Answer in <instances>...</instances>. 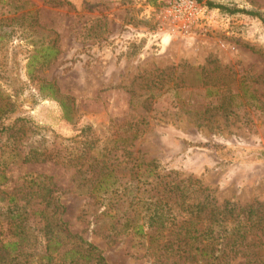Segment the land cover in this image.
Here are the masks:
<instances>
[{
	"label": "rangeland",
	"instance_id": "374dc122",
	"mask_svg": "<svg viewBox=\"0 0 264 264\" xmlns=\"http://www.w3.org/2000/svg\"><path fill=\"white\" fill-rule=\"evenodd\" d=\"M192 1L212 20L173 19V0H0V19L7 20L1 23L0 109L10 111L4 124L25 119L32 140L55 142L85 127L100 142L136 131L129 145L117 144L130 154L125 160L153 163L176 181L196 180L217 205L261 203L264 0ZM52 38L57 56L31 82L26 57ZM48 82L73 101L71 123L37 91ZM4 175L0 191L21 198L33 190L26 175L48 178L67 230L106 264H164L130 236L96 227L99 216L86 206L89 184L77 180L73 167L8 164ZM256 236L264 251V228ZM244 260L236 256L229 264ZM256 262L264 264V253L263 263Z\"/></svg>",
	"mask_w": 264,
	"mask_h": 264
},
{
	"label": "trees",
	"instance_id": "16d2710c",
	"mask_svg": "<svg viewBox=\"0 0 264 264\" xmlns=\"http://www.w3.org/2000/svg\"><path fill=\"white\" fill-rule=\"evenodd\" d=\"M32 14L34 23L36 12ZM1 18L0 40L5 35L1 23L7 21ZM54 43L52 38L26 57L25 73L31 82L36 71L56 58ZM201 86L206 91L209 88L206 82ZM37 91L57 104L61 121H73L70 98L60 95L50 82ZM3 108L0 187L6 182L4 168L8 164L51 162L73 167L77 180L89 184L86 206L99 216L96 227L113 236H130L154 263L229 264L236 256L245 258L244 264L263 261L256 232L264 228V200L247 207L230 202L217 205L196 180L176 181L174 176L156 172L153 163L125 160L130 154L118 145H129L136 131L131 136L111 135L108 142H100L90 127L59 142L55 137L32 140L25 119L4 124L10 111ZM26 176H30L29 188L33 190L25 197L0 191V264H106L94 246L67 230L62 220L64 209L58 197L52 196L49 179Z\"/></svg>",
	"mask_w": 264,
	"mask_h": 264
},
{
	"label": "built area",
	"instance_id": "2783aa9c",
	"mask_svg": "<svg viewBox=\"0 0 264 264\" xmlns=\"http://www.w3.org/2000/svg\"><path fill=\"white\" fill-rule=\"evenodd\" d=\"M173 19L177 21H196L208 19L212 20V16L205 13L204 9H200L192 0H173L172 7L169 9Z\"/></svg>",
	"mask_w": 264,
	"mask_h": 264
}]
</instances>
